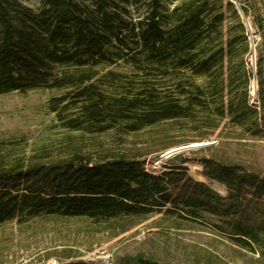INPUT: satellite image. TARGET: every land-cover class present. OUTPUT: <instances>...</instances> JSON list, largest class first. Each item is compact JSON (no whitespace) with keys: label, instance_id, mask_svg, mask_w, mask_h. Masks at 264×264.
I'll use <instances>...</instances> for the list:
<instances>
[{"label":"trees","instance_id":"1","mask_svg":"<svg viewBox=\"0 0 264 264\" xmlns=\"http://www.w3.org/2000/svg\"><path fill=\"white\" fill-rule=\"evenodd\" d=\"M26 1L0 0V95L62 90L50 105L72 131L134 132L169 120L215 130L225 121L242 137L264 140V41L254 74L232 0ZM113 65L123 68L101 72ZM254 75L259 103L250 99ZM206 149L202 174L223 182L226 194L194 178L192 158L182 154L158 173L146 170L139 149L95 157L74 146L27 164L0 163V225L53 215L128 229L161 214L209 223L254 250L264 243V169Z\"/></svg>","mask_w":264,"mask_h":264},{"label":"rangeland","instance_id":"2","mask_svg":"<svg viewBox=\"0 0 264 264\" xmlns=\"http://www.w3.org/2000/svg\"><path fill=\"white\" fill-rule=\"evenodd\" d=\"M235 1L257 37L255 52L250 55L256 65L264 41V0ZM26 3L37 7L40 0ZM109 68L122 69L123 65L103 67L101 72ZM63 92L37 87L0 95V163L27 164L38 156L63 155L74 146L95 157L106 151L131 153L139 149L146 152L142 159L148 170L158 173L168 160L182 154L192 158L186 165L194 178L221 194L227 193V186L201 171L199 158L208 153L206 147L264 169V140L242 137L225 121L215 130L195 129L193 120H169L134 132L72 131L50 105V99ZM204 132H208L207 138L201 141ZM172 221L154 214L136 226L121 229L113 226L115 223L81 216L38 215L22 223L12 220L0 225V264H135L137 254L165 264H264V243L251 250L209 223Z\"/></svg>","mask_w":264,"mask_h":264},{"label":"built area","instance_id":"3","mask_svg":"<svg viewBox=\"0 0 264 264\" xmlns=\"http://www.w3.org/2000/svg\"><path fill=\"white\" fill-rule=\"evenodd\" d=\"M234 3H236L235 0H232ZM243 23L245 24L246 28H247V33H248V39H249V42H250V51L247 55L248 59H247V67L248 69H250L251 71L254 72V74L256 73L255 69H256V65H255V62L252 61L250 55L254 52H255V49H256V45H257V42H255L257 40V37L255 35V31L251 30L249 27H248V23L246 22V19L245 17L243 18ZM250 85H251V89H250V99L253 103H259V99H258V95H257V92H258V85H257V79H256V76L254 75L253 78H251V82H250ZM159 163V162H157ZM146 167V170L149 172L151 170H148L147 168V164L145 165ZM164 168V167H163ZM163 170V169H162ZM161 170V171H162ZM152 172H155V171H152ZM156 173V172H155Z\"/></svg>","mask_w":264,"mask_h":264}]
</instances>
